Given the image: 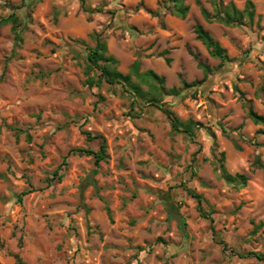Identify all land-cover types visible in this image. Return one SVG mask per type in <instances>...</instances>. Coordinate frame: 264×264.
<instances>
[{
	"label": "rangeland",
	"instance_id": "rangeland-1",
	"mask_svg": "<svg viewBox=\"0 0 264 264\" xmlns=\"http://www.w3.org/2000/svg\"><path fill=\"white\" fill-rule=\"evenodd\" d=\"M161 1L84 0L100 9L87 14L80 0H0V19L21 7L22 37L15 46L10 25L0 27V264H14L15 255L27 264H264L242 257L264 254V171L255 165L264 163V129L235 90L264 117V0H249L255 17L241 28L205 22L206 0H184V20L146 11ZM222 1L239 9L246 2ZM195 25L229 61L219 66L209 56ZM93 32L119 72L139 62L166 88H178L179 77L201 81L197 63L209 67L197 88L162 96L177 118L202 125L194 140L173 132L156 107L133 103L120 85H86ZM7 126L22 128L30 142ZM85 131L105 138L104 161L71 152L98 150L100 140H87ZM221 152L228 173L247 177L245 187L220 178ZM188 190L203 197L211 222Z\"/></svg>",
	"mask_w": 264,
	"mask_h": 264
},
{
	"label": "trees",
	"instance_id": "trees-1",
	"mask_svg": "<svg viewBox=\"0 0 264 264\" xmlns=\"http://www.w3.org/2000/svg\"><path fill=\"white\" fill-rule=\"evenodd\" d=\"M24 1V0H23ZM81 1V8L87 14L99 12L100 9H91L84 5V0ZM210 3L212 10L207 11L204 8H200V14L203 20L207 23H218L228 28H241L245 25H251L255 17L254 5L251 1L246 0L242 9L237 8L232 2L225 3L222 0H206ZM196 4L200 6L199 1ZM22 6V5H21ZM159 10L152 11L146 9V11L156 18H161L162 11H167L174 17L184 20L189 12V6L184 3V0H162L159 2ZM21 7H13L10 10L8 16L0 19V27L4 25H10V30L14 38L15 46H18L22 42L21 31L19 29L20 21L16 12ZM193 33L197 41H199L207 50L209 56L219 61V66H222L225 62L229 61L225 49H223L218 42H216L211 35L201 26L195 25L193 27ZM90 38L94 41V46H85V59L83 73L85 75V83L88 87H100L103 83L107 85H120L123 90L133 97V103H137V99H141L147 106H154L159 109L170 121L173 132L184 134L189 139L194 140L195 132L199 130L202 125L199 122H195L191 119L182 121L177 118L165 105L162 103V96L179 97L188 90L197 88L207 78L211 71L208 66L197 63V67L202 71L204 79L201 81H194L191 83L185 82L179 77L178 88H166L163 77L158 76L155 72L148 70L140 72L139 62H134L129 68L128 73L122 74L116 69L118 62L112 56L108 55L106 42L101 38V34L93 32ZM166 64H169V60H165ZM142 85H145L147 89L143 90ZM235 90L239 93L242 107L245 110L247 117L255 126H260L264 129V117L257 114L249 101L245 100L243 93H241L237 87ZM135 101V102H134ZM138 104V103H137ZM7 128L14 132L18 137L21 134L25 135L26 142H30V135L25 133L22 128L16 126H7ZM258 133L263 134V131L259 130ZM84 135L87 140H100L99 148L97 151L90 149L78 148L71 152L80 156L93 157L96 164L100 161H104L107 158L106 154V140L102 135H92L90 132L85 131ZM213 138L214 136L211 135ZM215 146V145H214ZM237 149L239 147H236ZM221 164L217 167L218 174L227 184L236 190H239L246 186L247 177L244 174L228 173L222 164L224 162V153H220ZM255 165L257 168L264 171V163L259 159H256ZM55 178L61 179L62 175H58V170L53 172ZM48 182H51L50 180ZM26 192H22L18 195V200L21 201L22 197L26 195ZM188 194L196 200L197 210L200 215L208 220L211 219L202 210L203 197L200 194L193 193L188 190ZM174 210V209H173ZM175 211V210H174ZM108 215L109 210L107 209ZM259 227L262 224L258 225ZM242 257H253L257 261L264 263V254L257 252H249ZM14 264H27L18 255L14 256Z\"/></svg>",
	"mask_w": 264,
	"mask_h": 264
},
{
	"label": "water",
	"instance_id": "water-1",
	"mask_svg": "<svg viewBox=\"0 0 264 264\" xmlns=\"http://www.w3.org/2000/svg\"><path fill=\"white\" fill-rule=\"evenodd\" d=\"M169 215H170V217H172L173 219H175L179 225H182V219H181V217L179 215L173 214L171 212H170Z\"/></svg>",
	"mask_w": 264,
	"mask_h": 264
}]
</instances>
